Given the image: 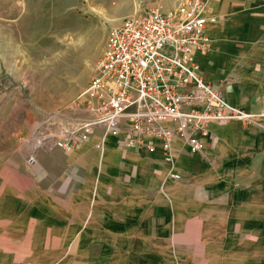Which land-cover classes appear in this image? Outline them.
<instances>
[{
	"label": "crops",
	"instance_id": "0c3cea01",
	"mask_svg": "<svg viewBox=\"0 0 264 264\" xmlns=\"http://www.w3.org/2000/svg\"><path fill=\"white\" fill-rule=\"evenodd\" d=\"M204 1L194 62L254 118L211 123L169 162L101 129L71 151L22 139L0 160V264H264V0Z\"/></svg>",
	"mask_w": 264,
	"mask_h": 264
},
{
	"label": "built area",
	"instance_id": "2783aa9c",
	"mask_svg": "<svg viewBox=\"0 0 264 264\" xmlns=\"http://www.w3.org/2000/svg\"><path fill=\"white\" fill-rule=\"evenodd\" d=\"M204 0H175L170 9L152 4L124 18L107 33L102 53L86 87L67 108L72 119L54 130L38 131L36 148L71 151L101 129L124 149L159 147L171 161L176 143L190 153L201 151L211 123L254 116L227 105L222 94L204 82L196 54L209 52ZM261 116H264L262 113ZM56 126V127H55ZM101 150L102 142L96 145ZM36 164L34 157L27 159ZM178 180L179 176L169 173Z\"/></svg>",
	"mask_w": 264,
	"mask_h": 264
},
{
	"label": "rangeland",
	"instance_id": "374dc122",
	"mask_svg": "<svg viewBox=\"0 0 264 264\" xmlns=\"http://www.w3.org/2000/svg\"><path fill=\"white\" fill-rule=\"evenodd\" d=\"M152 4L170 9L175 1L0 0V160L22 139L36 146L47 119L56 126L72 119L67 108L93 74L108 31Z\"/></svg>",
	"mask_w": 264,
	"mask_h": 264
}]
</instances>
